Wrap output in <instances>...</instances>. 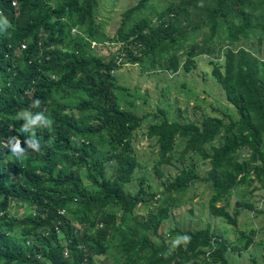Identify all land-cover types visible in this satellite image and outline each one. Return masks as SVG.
Here are the masks:
<instances>
[{
  "label": "trees",
  "instance_id": "16d2710c",
  "mask_svg": "<svg viewBox=\"0 0 264 264\" xmlns=\"http://www.w3.org/2000/svg\"><path fill=\"white\" fill-rule=\"evenodd\" d=\"M102 1L0 0V264H234L225 253L239 248L209 225L168 230L174 246L158 229L202 184L208 212L236 225L232 194L264 185V60L242 45L264 40V0H136L110 29ZM200 54L236 118L181 122L158 109L145 124L150 114L121 105L123 63L188 72ZM141 129L148 161L134 145ZM17 143L23 160L10 156Z\"/></svg>",
  "mask_w": 264,
  "mask_h": 264
},
{
  "label": "rangeland",
  "instance_id": "374dc122",
  "mask_svg": "<svg viewBox=\"0 0 264 264\" xmlns=\"http://www.w3.org/2000/svg\"><path fill=\"white\" fill-rule=\"evenodd\" d=\"M135 2L136 0H115L110 5L108 0H103L100 13L107 23L105 27L110 29V26L115 25L109 19L113 17L117 22L121 13ZM242 45L264 60V40L260 46L256 42L242 43ZM210 59L220 65L219 68L222 70V58L218 59L210 55ZM137 65L125 62L114 73L117 83L127 88L126 95L121 98V105L139 115L150 114L145 119V124L155 120L151 117L154 113L157 114L156 119L160 117L158 109H162L169 119L181 122L198 120L202 114L221 112L230 114L232 118L237 117L234 107L225 99L222 89L210 75L213 63H209V57L206 55L197 56L195 67L188 72L181 67L176 72L161 70L159 67L141 72ZM143 130L138 131L134 145L138 157L148 161L153 156L154 145L143 134ZM262 150H264V140ZM242 153H247V150L244 149ZM147 170L150 172L152 188L158 190L160 180L153 175L152 170L149 168ZM143 171H138L137 175ZM201 172H204V167ZM203 186L202 184L198 188V195L190 197V201L171 209L169 216L162 221L158 232L165 242L174 246L179 240L178 235L171 236L168 230L196 229L209 225L211 230L230 242L231 246L239 248L226 251L225 255L229 263L264 264V185L262 182L251 179L232 194L227 210L236 214V225H231L224 218L213 216L208 212L205 198L199 199L200 192L204 190ZM207 193L206 189L204 195ZM237 200L250 202L255 209L236 206ZM139 211L145 213V209L141 208ZM246 237L251 239V243L244 247ZM152 239L156 241L154 236ZM94 259L104 264L112 262L111 258L105 255L95 256Z\"/></svg>",
  "mask_w": 264,
  "mask_h": 264
},
{
  "label": "clouds",
  "instance_id": "9594fccd",
  "mask_svg": "<svg viewBox=\"0 0 264 264\" xmlns=\"http://www.w3.org/2000/svg\"><path fill=\"white\" fill-rule=\"evenodd\" d=\"M4 23L6 25L7 22L4 21ZM38 103H39L38 99L37 100H33L31 102L30 106L31 107H35ZM19 116H20V118H23L24 120H26L29 124L36 123V121L42 119V117H41V115L39 113H36L35 115L30 116L27 111H24V112L20 113ZM48 123L50 124L51 121L49 120ZM23 131H24V128L22 127L20 129V132L22 133ZM26 143H27V141H26ZM30 147L33 150H39V147H38L37 143L35 142V140H33V142L31 143ZM9 153H10V156L12 158H15V159H18V160H23V158H24V150L19 147L18 143L13 145L12 147H10Z\"/></svg>",
  "mask_w": 264,
  "mask_h": 264
}]
</instances>
